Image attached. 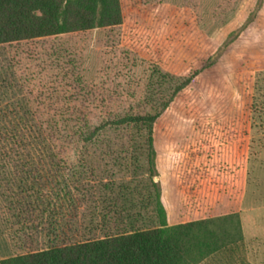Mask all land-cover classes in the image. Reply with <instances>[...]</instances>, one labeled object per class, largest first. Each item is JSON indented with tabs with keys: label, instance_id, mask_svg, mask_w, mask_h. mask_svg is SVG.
<instances>
[{
	"label": "trees",
	"instance_id": "16d2710c",
	"mask_svg": "<svg viewBox=\"0 0 264 264\" xmlns=\"http://www.w3.org/2000/svg\"><path fill=\"white\" fill-rule=\"evenodd\" d=\"M122 24L121 0H0L7 57L0 96L16 91L25 105L4 113L21 151L3 196L17 211L10 238L25 252L0 264H185L191 249L204 250L216 237L209 230L214 219L169 227L153 182L157 125L192 78L160 74L128 51L131 60L122 59L124 50H114L110 68L102 67V53L91 63L87 49L76 59L75 38ZM154 76L162 84L159 98L150 99L149 111L131 113ZM129 126L146 133L147 171H127L129 156L96 169L86 147L107 128L120 136ZM136 208L152 210L159 224L148 218L143 225ZM201 238L206 244L199 247Z\"/></svg>",
	"mask_w": 264,
	"mask_h": 264
},
{
	"label": "rangeland",
	"instance_id": "374dc122",
	"mask_svg": "<svg viewBox=\"0 0 264 264\" xmlns=\"http://www.w3.org/2000/svg\"><path fill=\"white\" fill-rule=\"evenodd\" d=\"M121 6L120 27L74 39L76 59L87 49L91 63L102 53V67L110 68L114 50H124L122 59L132 53L160 74L192 78L157 125L153 178L169 227L215 221L209 230L216 237L204 250L191 249L185 264H264V0H121ZM6 61L0 47V86ZM160 81L151 79L131 113L152 108ZM24 106L16 91L0 96V260L25 252L10 238L17 211L3 199L21 151L4 113ZM112 129L86 147L87 159L109 169L114 156H129L127 171H147L145 131L129 126L117 136ZM135 210L143 225L148 218L159 224L152 210Z\"/></svg>",
	"mask_w": 264,
	"mask_h": 264
}]
</instances>
